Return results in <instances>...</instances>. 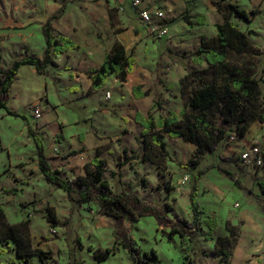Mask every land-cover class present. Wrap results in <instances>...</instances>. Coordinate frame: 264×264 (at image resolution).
<instances>
[{
	"label": "rangeland",
	"instance_id": "374dc122",
	"mask_svg": "<svg viewBox=\"0 0 264 264\" xmlns=\"http://www.w3.org/2000/svg\"><path fill=\"white\" fill-rule=\"evenodd\" d=\"M132 1L66 0L65 5L83 13L85 19L81 21L88 23L95 36L99 33L100 45L104 47L109 37L98 24L102 20L107 24L108 11L126 52H132L135 58L138 75L134 84L120 83L110 76L99 92L90 94L85 85L86 70L74 66L75 61L69 67L65 60H54L56 65L43 74L28 65L18 70L7 105L25 118L0 109V229L21 224L30 247L43 251L42 258L29 256L28 264H136L125 248L114 243L112 217L103 214L95 202H69L63 190L43 179L28 131L31 127L41 138L48 161L62 177L76 183L84 163L98 150V157L105 162L103 178L113 192H132L157 207H170L165 210L170 218L192 219L188 195L193 176L197 169L206 168L195 182L200 224L194 237L171 233L168 225L158 226L154 217L143 215L125 221L134 246L141 253L154 250L160 264H219L214 253L220 247L215 245L216 238L232 231L234 242L230 247L225 245L230 254L228 263L264 264L263 166H238L241 147L227 142L234 133L227 131L218 148L205 153L199 167L191 170L186 163L191 158L192 145L161 131L166 152L153 144L144 148L149 141H143L142 126L134 120V111L144 117L150 114L154 119L169 111L179 113L190 92L186 84L180 83L184 65L199 78L194 88L222 81L223 77L206 63L197 64L192 53L200 46L216 45L215 25L228 11H217L213 0H141L139 7H159L165 13L168 33L154 37L146 29L139 30L138 8ZM61 2L0 0V68L8 66L23 52V47L38 56L42 54L44 42L38 24H34L36 13H50ZM226 2L235 3L249 14L256 11L249 22L229 16L244 33L246 43L241 52L228 49L226 60L242 73L256 77L264 95V0L222 1ZM199 15H204L202 24L196 22ZM109 39L114 37L110 35ZM92 58L96 59V55ZM80 60L81 57L76 62ZM157 62L159 83L155 79ZM75 75L78 79H73ZM133 85H142L141 90H148V95L134 98ZM106 91L110 92L108 98L104 96ZM32 107L40 109V118L32 117ZM185 112L192 114L188 108ZM178 117L179 126L183 127L185 119ZM207 118L213 116L208 113ZM152 133L148 131L147 137ZM245 137V141L255 143L264 152V123L252 121ZM124 149L128 157L136 158L119 166ZM218 162L233 170L242 187L212 167ZM48 207L53 209L56 223L48 220ZM209 219L216 221L210 233L205 224ZM208 235L211 240L206 239ZM110 247L114 253L96 262L93 252ZM10 260L23 264L16 259L12 241L0 244V264Z\"/></svg>",
	"mask_w": 264,
	"mask_h": 264
},
{
	"label": "trees",
	"instance_id": "16d2710c",
	"mask_svg": "<svg viewBox=\"0 0 264 264\" xmlns=\"http://www.w3.org/2000/svg\"><path fill=\"white\" fill-rule=\"evenodd\" d=\"M222 1L224 0H213V5L217 11H223V9L228 11L227 14H223L222 22L215 25L216 45L212 47L200 46L192 53L197 64L206 63L223 77L222 81L220 83H204L194 88L193 85L199 78L195 76L194 71L188 65H184L185 74L180 83L186 84L190 92L187 102L178 114L169 111L167 115L158 116L157 119H154L150 114L146 117L138 112L134 114V120L143 128L140 132L143 141H149L145 143L144 148L153 144L162 153L166 152V143L162 139L161 131H165L171 138H180L184 143L192 145L191 158L186 163V166L191 170L199 167L205 153H210L218 148L227 131L242 137L252 121L258 120L264 123V95L261 94L259 80L254 76L242 73L238 67L229 65L226 60L228 49L241 52L246 43L244 33L238 29L235 22L230 20L229 16L233 15L242 21L249 22L256 11L252 10L249 14L235 3L226 2L223 4ZM63 6L56 13L51 14L41 25V34L44 40L41 56L29 52L23 47V52L17 55L8 66L0 68V109H4L7 114L25 118L7 105L10 87L22 66H31L36 73L43 74L49 67L56 65L55 55L78 47L69 38L52 32L50 21L59 17ZM203 21L204 15L196 17L197 24H202ZM158 63H156L157 67L155 68L157 71L155 79L159 83L161 79L158 74ZM134 64L135 58L132 52L127 53L124 45L115 40L110 49L105 52L101 64L87 71V76L90 79L89 91L100 88L108 76L112 74L119 81H125L126 75L131 72ZM141 87L142 85L132 87L131 92L134 98H143L148 95V90L142 91ZM187 108L192 112L191 115L186 114ZM208 113L213 116V119L207 118ZM178 116H183L185 119L183 127L179 126ZM28 131L35 144L37 165L43 179L63 190L69 202L78 205L95 202L103 214L112 217L115 227L114 243H119L125 248L136 264H160V262L154 250H151L150 253H141L134 246L129 235V229L125 226V221L150 215L154 217L158 226L168 225L171 233L194 237V231L200 224V209L196 200L195 182L205 173L206 168L197 169L193 176L194 183L188 195L192 219L188 221L179 216L170 218L165 214V210H169L170 207L168 209L157 207L143 201L132 192H113L107 180L103 178L105 162L99 157H94L84 164L83 173L78 176L76 183L62 177L59 170L52 167L48 161L41 138L31 127H28ZM148 131L153 132L150 137H147ZM122 153L124 155L122 161L118 162L119 166L136 158L135 156L128 157L125 149L122 150ZM221 161L225 162L226 159L222 158ZM212 167L217 168L235 184L242 187L229 166L218 162ZM262 170L264 172V166ZM11 190L14 191V189ZM0 215H2L1 209ZM47 215L50 222H57L51 207L47 208ZM205 224L210 233L215 228L216 221L209 219L205 221ZM206 239L211 240L212 237L208 235ZM10 241L15 244L16 259L23 264H28L29 256L37 255L39 258L44 256L40 249L30 247L26 232H24L21 224L5 225L3 229H0V244H7ZM233 242L232 231H229L228 235L217 236L215 245L219 244L220 247L214 253L219 257V264H229L228 257L230 254L225 245L230 247ZM113 253L114 248L110 247L102 251H94L93 257L96 262H101ZM6 264H17V262L10 260Z\"/></svg>",
	"mask_w": 264,
	"mask_h": 264
},
{
	"label": "crops",
	"instance_id": "0c3cea01",
	"mask_svg": "<svg viewBox=\"0 0 264 264\" xmlns=\"http://www.w3.org/2000/svg\"><path fill=\"white\" fill-rule=\"evenodd\" d=\"M61 1H62L61 4L57 3V5L55 6V10L51 11L50 13H46V12H44V10L38 11V14L36 13V15H38V17L35 18L34 24L35 23L38 24L40 31H41L42 23H44L45 20L51 14L56 13L61 8V6L65 5L66 0H61ZM68 1H71V0H68ZM69 6L70 5H68V4L63 6V10L60 13L59 17L56 19H52L50 21V25L52 27V31H54V34H59V35H62V36L69 38L71 41L76 43L78 47L76 49H68L61 54H57L54 57V60L55 61L56 60L57 61L58 60H65V63H67L66 66H69V67H70V62L75 61L74 66H78V68H80V67L84 68L86 70L85 74H84V76L86 75L84 77L85 78V85H86V89L89 91L90 79L87 76V71L90 69L96 68L101 64L105 52L110 49V47L112 46V44L115 40L121 42L123 45H124V43L121 41L120 32H116V30L118 28V27H116L117 25L111 24L112 20H110L108 11H107V24H105L104 21L102 20L99 22L98 26L101 25L102 28L104 26V28L103 29L101 28V30H104V33H107L108 34L107 36L109 38H110V35H112L114 37V39H112L111 41H108V40H110L108 38L105 42L106 45L104 47L103 45H100L101 39L99 38V33H97L98 36H95L93 34V32L91 31V29H89L88 23L82 22L83 18H84L83 13L80 10H73V7H69ZM139 25H140L139 30L142 29L143 31H145V28L143 27V25L141 23ZM36 28H37V26H36ZM54 28L56 30H54ZM43 42H44V40H43ZM94 55H96V59L92 58V56H94ZM79 57H81V60L76 62L77 58L79 59ZM134 68H135V65L133 66L131 72L126 75V79L123 82H127L129 84L135 83V81L137 79L136 76L138 75V69H134ZM66 70L70 71L69 68H67ZM71 71H73V70H71ZM110 76H113L118 82L123 83V82L119 81L113 74ZM110 76H108V77H110ZM73 79H78V77L75 75ZM77 82H79V81H77ZM103 86H104V84L100 88H98L97 90L89 91V93L94 94L96 92H99V90ZM133 86H136V85H133ZM106 92H109V91H106ZM105 93H104V96H105ZM135 112H137V111H134V114H135ZM60 138L61 137H59L58 139H60ZM245 138L246 137L244 134L242 136V138L235 143L239 144V146L241 147V145L243 143H248L247 141H245L246 140ZM98 154H99V151L97 150V155L95 157H98ZM85 163H87V162H85Z\"/></svg>",
	"mask_w": 264,
	"mask_h": 264
},
{
	"label": "built area",
	"instance_id": "2783aa9c",
	"mask_svg": "<svg viewBox=\"0 0 264 264\" xmlns=\"http://www.w3.org/2000/svg\"><path fill=\"white\" fill-rule=\"evenodd\" d=\"M141 0H133L132 4L138 8V19L147 32L154 37H163L168 33V22L165 18L163 9L159 7H139ZM110 96L109 92L105 93V97ZM33 118L38 119L41 116V111L38 107H32L30 109ZM242 137L236 134L230 135L228 143L237 142ZM238 166L243 167L245 165L253 167L264 166V152L253 142L243 143L237 155Z\"/></svg>",
	"mask_w": 264,
	"mask_h": 264
}]
</instances>
